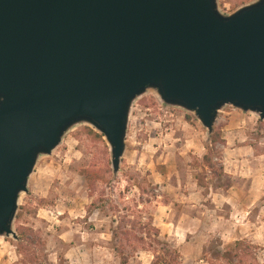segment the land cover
I'll list each match as a JSON object with an SVG mask.
<instances>
[{"label":"water","instance_id":"water-1","mask_svg":"<svg viewBox=\"0 0 264 264\" xmlns=\"http://www.w3.org/2000/svg\"><path fill=\"white\" fill-rule=\"evenodd\" d=\"M155 91L215 131L232 107L264 121V0H0V238L41 157L87 124L121 171L135 102Z\"/></svg>","mask_w":264,"mask_h":264},{"label":"rangeland","instance_id":"rangeland-1","mask_svg":"<svg viewBox=\"0 0 264 264\" xmlns=\"http://www.w3.org/2000/svg\"><path fill=\"white\" fill-rule=\"evenodd\" d=\"M257 1L218 0L224 15ZM89 129L99 134L79 124L52 156L40 158L29 192L20 198L13 227L17 239L0 238V264H123L121 259L154 264L153 254L137 240L149 243L144 234L123 241V258L115 251L122 247L115 237L120 223L131 231L151 217L157 227L172 220L189 231L180 238L181 247L163 237L181 253V264H227L218 253L237 242L245 244L239 252L244 264H264V121L259 116L232 107L221 111L216 171L203 166L214 134L209 136L193 114L166 106L155 91L133 106L117 177L109 145ZM85 171L101 175L94 189ZM164 206L171 208L159 212ZM184 206L190 208L183 212ZM19 229L28 235L24 254Z\"/></svg>","mask_w":264,"mask_h":264},{"label":"trees","instance_id":"trees-1","mask_svg":"<svg viewBox=\"0 0 264 264\" xmlns=\"http://www.w3.org/2000/svg\"><path fill=\"white\" fill-rule=\"evenodd\" d=\"M89 131L97 139L104 142L103 135H99L95 133V131L90 129ZM220 144H223L222 134L219 131H215L214 135L210 139V147L208 149V153L203 158V166L205 169L216 171L217 166H220L218 163L215 162V159H217V146ZM84 176L86 178L87 183L92 189H94L96 182L101 178V175H99V173H92L89 171H85ZM197 180L199 184L204 187V182L199 177ZM139 224L140 226L134 225L131 231L125 230L124 229L125 225L122 226L121 223L119 224L118 230L115 233V237L120 241L121 245L123 241H127L128 244L131 243L135 233L144 234L146 235V238L149 241V243L146 244V240L144 239H137V240L145 245L144 247L145 251L151 252L153 254L155 259L154 264H181V260H182L181 253L178 251V249L174 248L172 244H170L169 242L163 239L160 229L155 225L154 217H151L149 221L145 224L142 223ZM19 235L21 240V246L19 248V251L20 253L24 254V252L26 251V247H24L23 244L27 240L28 235L27 233L24 232V229H19ZM244 245H245L244 242H237L234 248L229 249L225 252L219 251L218 254H223L227 264H235L234 262L237 260L240 264H244L245 259H243L241 257V254L239 253L245 247ZM156 247H158L159 249H157ZM115 251L117 252L120 258L124 257L125 248L123 245L122 247L116 248ZM121 260L123 261V264H128V262H126L125 259H121ZM208 264H214V263L212 261L211 262L209 261Z\"/></svg>","mask_w":264,"mask_h":264},{"label":"crops","instance_id":"crops-1","mask_svg":"<svg viewBox=\"0 0 264 264\" xmlns=\"http://www.w3.org/2000/svg\"><path fill=\"white\" fill-rule=\"evenodd\" d=\"M170 208L171 207L164 206V208L160 207L158 211L162 212L164 209H168L169 210ZM188 208H190V207L184 206L183 212L186 209H188ZM156 222H157V219H156ZM168 223H169L168 225L167 224L164 225L165 227H162V225L158 226V228L160 229V231L162 233V236L171 238L175 243H177L179 245V247H181L182 246L181 244L183 242L182 243L180 242V238L182 240V237L183 236H187L189 231L186 230V227L184 225L176 223V222H174L172 220H170V222H168ZM183 260L184 259H182V261ZM203 262L204 261H202L201 263H203Z\"/></svg>","mask_w":264,"mask_h":264}]
</instances>
